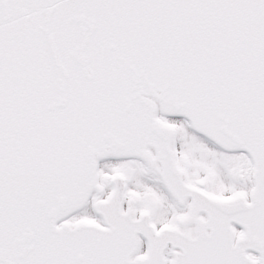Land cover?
<instances>
[{
  "label": "snow or ice",
  "instance_id": "obj_1",
  "mask_svg": "<svg viewBox=\"0 0 264 264\" xmlns=\"http://www.w3.org/2000/svg\"><path fill=\"white\" fill-rule=\"evenodd\" d=\"M0 264H264V0H0Z\"/></svg>",
  "mask_w": 264,
  "mask_h": 264
}]
</instances>
